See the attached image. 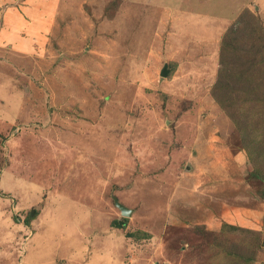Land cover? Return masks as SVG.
Masks as SVG:
<instances>
[{"label":"rangeland","instance_id":"1","mask_svg":"<svg viewBox=\"0 0 264 264\" xmlns=\"http://www.w3.org/2000/svg\"><path fill=\"white\" fill-rule=\"evenodd\" d=\"M82 3L0 47V264H264V0Z\"/></svg>","mask_w":264,"mask_h":264},{"label":"crops","instance_id":"2","mask_svg":"<svg viewBox=\"0 0 264 264\" xmlns=\"http://www.w3.org/2000/svg\"><path fill=\"white\" fill-rule=\"evenodd\" d=\"M82 2L83 0H0V47L10 49L11 53L4 55L5 59L14 63L13 59L17 53L33 55L34 45L37 44L34 39H39L42 44L44 39L49 37L50 31L54 35L58 33L57 38L59 35L60 41L65 39V33L70 28H65L62 24L64 17L76 18L77 9L83 4ZM77 23L78 19L74 21L73 26L77 27ZM54 27L57 29L54 30ZM77 40H80V44L91 42L89 37ZM95 40L96 37L93 38L92 43ZM64 47L66 49L67 44H62V49ZM75 77L74 75L73 78ZM1 87L6 89V83H3ZM66 89L68 93L74 88L67 86ZM13 99L17 105L21 100L18 96H13ZM210 173L211 171L208 174Z\"/></svg>","mask_w":264,"mask_h":264},{"label":"water","instance_id":"3","mask_svg":"<svg viewBox=\"0 0 264 264\" xmlns=\"http://www.w3.org/2000/svg\"><path fill=\"white\" fill-rule=\"evenodd\" d=\"M168 73H169V69H168L167 65H165L161 74H162V76H167ZM116 206L121 210V213L124 216H131L133 213V211L130 208H128L124 204L120 203L118 200H116Z\"/></svg>","mask_w":264,"mask_h":264},{"label":"trees","instance_id":"4","mask_svg":"<svg viewBox=\"0 0 264 264\" xmlns=\"http://www.w3.org/2000/svg\"><path fill=\"white\" fill-rule=\"evenodd\" d=\"M32 213H33V215H35V214L38 213V211H37L36 209H34V210L32 211ZM32 213H31V214H32Z\"/></svg>","mask_w":264,"mask_h":264}]
</instances>
